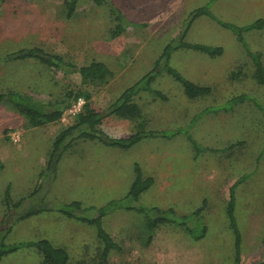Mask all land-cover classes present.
I'll list each match as a JSON object with an SVG mask.
<instances>
[{
    "label": "rangeland",
    "instance_id": "obj_1",
    "mask_svg": "<svg viewBox=\"0 0 264 264\" xmlns=\"http://www.w3.org/2000/svg\"><path fill=\"white\" fill-rule=\"evenodd\" d=\"M99 2L100 6L93 0H78L75 13L67 18L62 0H5L0 5V93L16 91L46 103L82 91L94 108L103 110L152 72L148 89L134 98L141 118L131 122L110 116L101 129L112 137L139 130L173 134L142 139L129 149L78 140L72 144L73 152L62 155L49 169L54 137L74 120L70 107L59 121L31 127L16 109L0 102V210L6 208L7 187L13 201L25 198L16 213L49 208L11 221L6 243L47 239L66 250L70 264H232L233 235L225 206L229 187L248 175L235 192V216L243 233L240 264H264V82L254 79L249 57L259 53L264 67V0ZM112 5L118 14L111 13ZM199 7H207L212 16L196 18L184 40L219 47L222 53L211 57L180 48L171 53L167 64L161 62L152 71L164 47L177 43L190 12ZM258 19L263 27L243 32L242 40L218 22L244 27ZM119 24L124 31L113 36ZM33 47L76 66L101 62L111 75L102 83H83L78 74L68 76L35 60L6 59L12 52ZM167 68L193 84L209 87V93L189 98ZM236 96L245 99L231 104ZM231 144L236 145L229 149ZM79 145H90L95 153L81 159ZM135 167L143 177H152L153 184L135 202L123 205L174 208L182 216L190 215L205 199L199 220L207 226L199 222L195 230L201 233V224L206 226L203 241L195 245L185 228L174 224L160 225L148 240L144 214L117 209L102 219L103 229L117 245L102 260L96 228L59 213L74 200L89 208L87 217L95 216L99 208L126 196ZM0 264L43 262L36 248L22 247L4 256Z\"/></svg>",
    "mask_w": 264,
    "mask_h": 264
},
{
    "label": "trees",
    "instance_id": "obj_2",
    "mask_svg": "<svg viewBox=\"0 0 264 264\" xmlns=\"http://www.w3.org/2000/svg\"><path fill=\"white\" fill-rule=\"evenodd\" d=\"M5 0H0V5L4 3ZM96 5H101L99 0H93ZM63 6L66 8V16L70 18L74 13L78 4V0H62ZM116 13H115V12ZM112 14H118L115 10V7L112 5L111 9ZM201 16H209L212 14L209 12L207 7L195 8L190 12L187 24L185 28L180 33L177 43L171 42L167 44L159 59L155 62V67L152 71H155L161 62L167 64L170 59V55L173 51L185 48L200 51L208 54L213 57L220 55L222 53L221 48H210L205 45L188 43L184 39L189 30L192 22ZM120 16L115 17L119 19ZM223 27L232 30L235 33L239 40H242V33L249 30H256L263 27V21L261 19L256 20L249 26L237 27L232 24L224 23L218 21ZM124 31L121 24L117 25L115 29L112 30L113 36H118ZM250 59L254 66L253 77L258 83L264 82V67L260 60L259 53H250ZM8 60H35L38 63L42 64L47 68H52L54 70L60 71L65 75L78 74L83 83H102L106 80L108 76L111 75L109 69L106 65L101 62L92 61L85 66H76L66 62V60L58 55L44 51L41 48H23L15 52L10 53L6 56ZM171 75L178 79L181 83L183 90L189 98H197L199 96L208 94L210 89L206 86H199L193 84L188 80L183 79L176 73L172 68L166 69ZM153 73L145 74L139 81L133 85L124 89L118 98L110 103L105 109L97 110L91 105L90 97L88 94L77 91L74 95L71 96V93H68L64 99L60 101H49V102H38L31 100L28 97L22 95V93L16 91H9L6 93H0V102H7L14 109H16L21 115L25 117L27 123L31 127H40L48 123H53L59 121L65 110L69 108L72 102L78 97H83L84 103L81 107V110L74 115L73 122L62 128L60 132L54 137L51 150L48 155L47 166L49 169L55 168L58 161L64 154V152L73 144V142L78 140H89L97 141L108 147H115L119 149H129L137 143L141 142L142 139L149 137H166L168 134L164 131H142L139 130L134 133H130L125 137H112L103 132L101 125L103 121L110 117H117L120 119H126L131 122L138 120L141 114V110L138 105L134 102L135 96H137L141 90L145 91L146 86L152 82ZM159 95V93H157ZM162 97V96H161ZM245 99L244 96H236L231 99V104H237L242 102ZM261 114L264 121V108H261ZM142 131V132H141ZM236 144H231L228 148L234 147ZM136 176L133 182L131 183L126 196L123 199L116 201H110L107 205L102 208H99L96 211L95 216L87 217L86 213L89 211V208H83L78 201H72L64 205L62 209L59 210V213L64 215L67 218L78 220L82 223L94 226L96 228V239L98 243L102 246V251L100 257L102 260H105L109 251L111 249H116L117 245L112 240L110 235L102 227L103 217L117 209H126L134 210L139 214H144L145 227L150 232L148 240H150L152 233L160 225L164 224H174L175 227L183 226L185 231L192 237L193 240H200L205 236L206 224L199 220L202 218V210L205 207L206 200L204 199L202 205L197 208L190 215H180L176 213L174 208L163 209L160 207H151V208H134L129 205V202H135L139 196L147 191L153 184L152 177H143L139 167H135ZM248 178V175H243L236 179L232 185L229 187V199L225 206V214L227 217L228 227L233 235V246H234V264H240V252H241V234L238 228L237 219L235 216V190L238 185L244 182ZM37 189H34L29 196L34 195ZM25 198L22 197L17 201H13L9 194L8 187L5 190L3 203L6 207V213L4 214L2 220L0 221V261L1 259L22 247H34L38 250L43 264H70V257L64 248L55 247L49 240L40 239L35 242H26V243H17V244H8L6 243V237L10 230L11 221H16L18 219H23L30 217L32 215L40 213L41 210H49V208H40V209H31L26 211H19L16 213ZM126 206L123 205L124 202H127ZM93 208H90V211ZM188 220V222H186ZM190 220V221H189ZM195 221V222H194ZM199 222H203L205 225L201 224V233L195 232ZM197 223V224H195ZM12 224V223H11ZM259 264H263L260 262Z\"/></svg>",
    "mask_w": 264,
    "mask_h": 264
},
{
    "label": "crops",
    "instance_id": "obj_3",
    "mask_svg": "<svg viewBox=\"0 0 264 264\" xmlns=\"http://www.w3.org/2000/svg\"><path fill=\"white\" fill-rule=\"evenodd\" d=\"M76 142V141H75ZM74 145H71L65 152H64V154L66 155V154H70L71 152H73V151H70L72 148L71 147H73ZM88 146H90V145H88ZM86 147L85 145H79V147L78 148H80V150L81 151H79L80 153H81V159H82V157H86L85 159H88V158H90V157H92L93 156V154L95 153V150H91L89 147ZM75 148H76V146H74ZM73 147V148H74ZM76 150H74V152H75ZM63 154V155H64ZM64 155V156H65ZM61 159V158H60ZM60 161V160H59ZM82 162V161H81ZM81 162H80V164H79V166H81ZM74 163H76V162H74ZM37 189V188H36ZM235 192H236V190H235ZM12 199V198H11ZM13 200V199H12ZM19 200V199H18ZM14 201H17V200H14ZM74 201V200H73ZM6 213V208H4L2 211L0 210V221L2 220V218H3V216H4V214ZM238 224V223H237ZM238 228H239V226H238ZM239 231H240V234H241V243H242V238H243V233H242V231H241V229L239 228ZM231 232V231H230ZM43 239V238H42ZM189 240V239H188ZM201 241H203V240H200V241H195V245H197V244H199ZM242 246V245H241ZM228 259V261H229V257L227 258ZM240 260H241V252H240ZM208 263V261H205V264H207ZM222 263H224V262H222ZM224 264H228V262H225ZM232 264H234V257H233V262H232Z\"/></svg>",
    "mask_w": 264,
    "mask_h": 264
},
{
    "label": "built area",
    "instance_id": "obj_4",
    "mask_svg": "<svg viewBox=\"0 0 264 264\" xmlns=\"http://www.w3.org/2000/svg\"><path fill=\"white\" fill-rule=\"evenodd\" d=\"M83 103H84V100L81 97H78L72 102L68 112L74 116L76 113H78L81 110ZM11 138L13 139V141L15 142L17 141L16 136L12 135Z\"/></svg>",
    "mask_w": 264,
    "mask_h": 264
}]
</instances>
